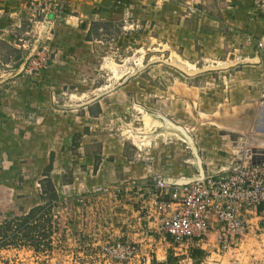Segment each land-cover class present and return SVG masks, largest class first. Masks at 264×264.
<instances>
[{"label":"crops","instance_id":"obj_1","mask_svg":"<svg viewBox=\"0 0 264 264\" xmlns=\"http://www.w3.org/2000/svg\"><path fill=\"white\" fill-rule=\"evenodd\" d=\"M21 6L0 0V38L11 45L28 23ZM129 13L158 33L167 60L114 71L97 63L96 22ZM53 32L54 60L39 75L0 78V223L49 181L60 200L122 180L197 176L193 150L162 116L192 136L206 174L239 163L244 147L228 132L264 135V0H69ZM172 52L197 69L219 67L189 75L169 63ZM205 247L176 248L166 264H211Z\"/></svg>","mask_w":264,"mask_h":264},{"label":"built area","instance_id":"obj_2","mask_svg":"<svg viewBox=\"0 0 264 264\" xmlns=\"http://www.w3.org/2000/svg\"><path fill=\"white\" fill-rule=\"evenodd\" d=\"M68 1L25 0L24 8L30 14L26 18L43 25L37 39L47 37L45 42L31 48L23 44L28 54L22 58L16 73L34 77L52 63L53 51L47 41ZM257 50L264 56V39L258 40ZM251 157L250 148L244 147L234 168L205 173L202 178L197 174L189 183L170 182L167 178L172 177L166 176L162 179L155 176L145 182L122 180L111 187L99 186L81 192L72 201L63 198L56 203L59 206L78 203L92 218L100 212L106 215L109 225L118 223L121 239L107 242L103 247L118 262H159L158 251L154 250L159 245L165 248V253L169 248L206 245L210 255L224 256L249 236L262 242L264 248V163H253ZM167 244L168 248L163 247Z\"/></svg>","mask_w":264,"mask_h":264},{"label":"rangeland","instance_id":"obj_3","mask_svg":"<svg viewBox=\"0 0 264 264\" xmlns=\"http://www.w3.org/2000/svg\"><path fill=\"white\" fill-rule=\"evenodd\" d=\"M24 3L25 0H22L19 13L23 15V19L28 23L22 28L24 32L17 33L18 38L21 39H18L16 45H11L0 38V77L8 76L11 72H16V68L20 64L22 58L28 54L27 48L32 47L31 44L33 42L31 41L37 38L42 30L43 25L35 24L34 20L31 21L27 19L30 14L27 8H24ZM124 18L125 20H123L122 23L113 21L96 22V34L104 41V45H101L100 51L102 55L106 57L104 59L102 56L101 59L103 61L97 63L105 64L108 69L114 71V67L116 70H119L121 66H128L133 62L147 64L150 59H152V61H159V59L167 60L170 50L165 49L166 47L163 46L161 42H157L156 38L159 36L156 31L150 32L144 25L139 24L130 13L129 15H125ZM23 44L28 47L25 48ZM178 48V51H181V48ZM161 54H165L166 57L165 55L156 57V55ZM176 57L181 58L176 53L172 52L169 63L171 62L172 64V61L175 60ZM170 129L175 135L177 134L176 136H178V138L181 137L186 144H188L178 131L173 128ZM50 186L49 182H45L43 185L38 186L40 192H38L39 198L30 195L31 199L23 202L24 205L21 206V210L18 212L17 216L27 214L30 209L26 213L25 209L28 207L49 203L53 198ZM57 201H59V199H55L52 202L51 215L54 219H60L63 226L58 230L56 229L52 235L51 240L53 241L54 249L51 252L44 251L36 253L23 242L21 246L0 249V264H133L118 262L106 253L103 248L107 242L112 243L121 239L120 236L122 235V231L118 229V223L113 226L109 225L106 221V215L103 213L100 214V212H98L95 218H92V215H89L85 207L81 208L78 203L70 202L68 205L59 206L58 203H56ZM70 201H72V199H70ZM15 203H17V201H15ZM1 209L4 210V207H1ZM58 210H60V214L57 213ZM2 213L3 212L0 211V214ZM8 217L13 218L16 216H14L13 212H8ZM55 225L56 223L54 226ZM67 226L71 230H68L66 228ZM131 235L133 236V234ZM154 250L158 251L159 258L161 259L159 263L163 262L164 264L167 262L165 256H168L169 253L174 254L175 252H181V250L169 248L165 253V248H161L160 245ZM148 252L149 251H147V253ZM173 258L170 264H193L189 263V261L179 263L176 262L178 261V257L174 256ZM208 260L211 264H264L263 243H258L254 237L249 236L237 247H233L224 256L213 254ZM151 264L157 263L156 261L153 263L151 260Z\"/></svg>","mask_w":264,"mask_h":264},{"label":"trees","instance_id":"obj_4","mask_svg":"<svg viewBox=\"0 0 264 264\" xmlns=\"http://www.w3.org/2000/svg\"><path fill=\"white\" fill-rule=\"evenodd\" d=\"M97 167L98 164L95 165V170ZM49 184L53 195L49 203L34 206L27 214L8 218L0 223V249L21 246L23 242L36 253L51 252L54 249L52 235L63 225L60 219H54L51 215L52 202L58 196L53 184L50 181Z\"/></svg>","mask_w":264,"mask_h":264},{"label":"water","instance_id":"obj_5","mask_svg":"<svg viewBox=\"0 0 264 264\" xmlns=\"http://www.w3.org/2000/svg\"><path fill=\"white\" fill-rule=\"evenodd\" d=\"M175 66H177L178 68H180L182 71H184L185 73L189 74V75H194L197 74L198 72H202L204 70H206L207 68H218L219 66H210V67H205L202 69H198V70H187L184 67H181L175 63H172ZM163 120L165 121V124L170 127L175 129L176 131H178L181 136H183V138L188 142L189 146L191 147V149L193 150V153L195 155L197 164H198V168H199V173L198 176L199 178H202L205 176V169L203 166V161L202 158L199 154L198 148L194 142V139L192 138V136L188 133V131L179 124H176L175 122H173L172 120H170L169 118H166L165 116H162ZM228 134L230 135L231 139L236 141V145L237 146H241V147H246V137L244 135H237L236 133L233 132H228ZM251 152H252V162L253 163H264V148L263 147H253L251 148ZM157 178L162 179L163 175H158ZM170 182H174V183H189L192 182L194 179L196 178H181V179H174V178H167Z\"/></svg>","mask_w":264,"mask_h":264},{"label":"bare ground","instance_id":"obj_6","mask_svg":"<svg viewBox=\"0 0 264 264\" xmlns=\"http://www.w3.org/2000/svg\"><path fill=\"white\" fill-rule=\"evenodd\" d=\"M172 63H175L181 67H184L187 70H198L197 68H195V66L191 65L189 62L182 60L179 57H176L175 60L172 61ZM246 137V141L245 143L251 146H255V147H263L264 148V135H257V136H253V137Z\"/></svg>","mask_w":264,"mask_h":264}]
</instances>
